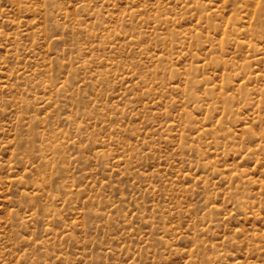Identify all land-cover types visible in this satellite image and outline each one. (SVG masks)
Wrapping results in <instances>:
<instances>
[{
	"label": "rangeland",
	"instance_id": "1",
	"mask_svg": "<svg viewBox=\"0 0 264 264\" xmlns=\"http://www.w3.org/2000/svg\"><path fill=\"white\" fill-rule=\"evenodd\" d=\"M264 0H0V264H264Z\"/></svg>",
	"mask_w": 264,
	"mask_h": 264
},
{
	"label": "bare ground",
	"instance_id": "2",
	"mask_svg": "<svg viewBox=\"0 0 264 264\" xmlns=\"http://www.w3.org/2000/svg\"><path fill=\"white\" fill-rule=\"evenodd\" d=\"M264 8V7H263ZM261 26L264 28V24L262 23ZM262 31H264V29H262Z\"/></svg>",
	"mask_w": 264,
	"mask_h": 264
}]
</instances>
